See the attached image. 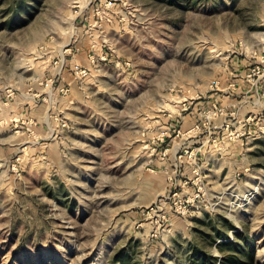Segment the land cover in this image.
<instances>
[{"label": "rangeland", "instance_id": "rangeland-1", "mask_svg": "<svg viewBox=\"0 0 264 264\" xmlns=\"http://www.w3.org/2000/svg\"><path fill=\"white\" fill-rule=\"evenodd\" d=\"M259 66L264 0H0V264H264V97L201 203L173 153Z\"/></svg>", "mask_w": 264, "mask_h": 264}, {"label": "built area", "instance_id": "built-area-1", "mask_svg": "<svg viewBox=\"0 0 264 264\" xmlns=\"http://www.w3.org/2000/svg\"><path fill=\"white\" fill-rule=\"evenodd\" d=\"M82 68V67H81ZM79 70V69H78ZM77 74L82 78L88 76V70L86 68L79 70ZM256 76L258 78L264 76V70L260 69V66L254 68L248 77L253 78L252 76ZM235 86V85H232ZM69 89H67V92ZM236 111H229L222 106L219 101L213 102L209 108L202 107L199 110L197 115V119L193 122L191 127L185 131L182 136H186V139L181 140L180 143L177 145L174 144V156L177 158L178 165H175V173L176 172H183V163L184 159L187 157L190 164V174L195 176L197 181L191 183V178H186L185 181L182 183L180 188L184 187L185 189L190 190V184L193 186H197L193 188L192 193L187 196V201L184 202V198L181 197L180 202H184L186 204L190 203H201L204 199V190L207 188L205 184V166L203 162L204 152L203 149L207 147H215L223 142L224 138L226 137L228 140L234 142L235 144L244 145L250 140L254 139V133L252 131L251 125H253L255 121V116L248 115L247 117H240L236 114ZM222 119L221 122H218ZM264 132V130L262 131ZM181 134V130L178 131L177 136ZM197 140H194L195 138ZM202 137V138H201ZM194 138V139H192ZM189 139H191L189 141ZM189 141V142H187ZM198 142L200 145L197 148L190 149L189 143L191 142ZM248 144V143H247ZM170 151L169 147H166L163 151L164 155H166ZM202 151V152H201ZM173 172V174H174ZM172 177V176H171ZM170 177V178H171ZM171 184L174 185V189L178 188L174 178H171ZM177 183V182H176ZM186 190V191H189ZM174 197H179L180 194L175 191L172 193Z\"/></svg>", "mask_w": 264, "mask_h": 264}, {"label": "crops", "instance_id": "crops-1", "mask_svg": "<svg viewBox=\"0 0 264 264\" xmlns=\"http://www.w3.org/2000/svg\"><path fill=\"white\" fill-rule=\"evenodd\" d=\"M236 75H243V73H237ZM259 82L260 83H258V84L257 83H254V84L251 83L252 85H250V81L245 79L243 81V83H239L237 88H236V86H231L233 88L232 89L233 91L230 94L231 97L221 95L222 96L221 99H217L215 97L214 100L219 101V103L222 106L224 105L226 109L228 107L227 110H229V107L232 108L230 110L236 111L238 115L241 112H243V110H246V113H244L243 115H247L248 113H251V110H249V108L253 105L254 100L256 98L260 99V98L264 97V93H262L264 81H259ZM239 93H241V95ZM235 96L237 98H235ZM230 99H231V102H229ZM260 105H261V103H260ZM262 106H264V105L262 104ZM184 118H187V117H184ZM190 118L192 119L193 117H190ZM221 121H222V119H220L218 122H221ZM241 147L242 146L240 144H235L234 142L228 140L225 137L221 144L216 145L215 147H210L208 149L206 147L205 150H207V151H205L204 155H206L207 153L210 154L211 149H213L214 150L213 156H216V157H219V156H222V157L223 156H235V155H237V152L240 151L239 148H241ZM207 163H208V161H204V165H208Z\"/></svg>", "mask_w": 264, "mask_h": 264}, {"label": "bare ground", "instance_id": "bare-ground-1", "mask_svg": "<svg viewBox=\"0 0 264 264\" xmlns=\"http://www.w3.org/2000/svg\"><path fill=\"white\" fill-rule=\"evenodd\" d=\"M253 196V195H252Z\"/></svg>", "mask_w": 264, "mask_h": 264}]
</instances>
